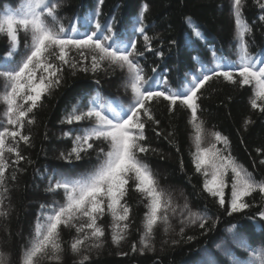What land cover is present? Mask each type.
Instances as JSON below:
<instances>
[{"label":"snow or ice","instance_id":"snow-or-ice-1","mask_svg":"<svg viewBox=\"0 0 264 264\" xmlns=\"http://www.w3.org/2000/svg\"><path fill=\"white\" fill-rule=\"evenodd\" d=\"M99 4L102 5L103 0H99ZM243 6V0H231L236 59L217 56L214 49L211 50V65L193 57L199 67L191 74L190 80L187 79L189 74L185 73V82L176 88L170 87L167 79H161L164 74L156 67L152 69V76L145 75L140 64L144 53L137 51L136 39L128 34H117L111 22L102 24L98 19L101 14L99 6L94 12L76 17L67 27L58 15L59 5L54 0H20L15 8L5 6L0 9V36H6L8 48L7 54L0 57V104L4 106L0 118V217H7L11 208L10 203L8 209L4 208L10 191L6 154H14L13 165L25 159L19 142L29 144L30 137L22 134L21 129L25 122H35L30 114L40 106L43 96L51 95L53 89L61 86L66 67L73 74L76 70L97 73L105 65L113 71L118 68L123 73L125 91L131 93L126 104L118 97L106 99L97 92L87 102L81 98L72 105L66 116L67 123L86 122L87 126L80 129L81 134L74 137L71 150L67 154L61 153L60 158L72 163L73 159L81 161L93 152L95 158H90L91 167L79 174L53 172L49 176L45 192L53 196L62 192V197L40 205L27 242L21 246L19 264H41L44 259L61 261L64 252L62 226L75 230L76 235L69 245L73 255L79 256L90 241L89 250L102 247L105 228L98 221L106 214L111 217L112 243L118 245L126 239L132 225V208L126 197L133 185L145 208L139 251H154L151 245L154 229L163 225L165 234L174 231L172 218H178L181 225L176 233L180 239L190 227L210 230L207 206L193 210L186 198L183 205L174 203L171 193L160 187L151 168L140 158L141 153L150 150L143 143L146 124L156 126L160 123L153 114L152 103L161 98L168 102L169 113H173L177 106L190 112L189 124L194 132L192 142L195 148L190 154L195 171L203 176V191L215 199L220 208L231 216L252 206L245 202V198L253 193L259 192L264 198V179L257 181L239 164L228 150V138L218 131L206 132L204 121L197 115L201 90L209 81L220 78L241 87L251 85V108L264 113V49L256 55L249 51L245 37L251 34V27L243 16ZM260 7L264 12V5ZM147 11L148 5H142L131 33L143 36L146 51H155L159 56L162 53L151 47L152 38L146 34L144 19ZM94 16L97 17L95 21ZM259 19L264 21V15ZM185 22L196 38L203 39L191 17H186ZM77 56L79 59L75 58ZM249 123L250 120L245 121L246 125ZM156 134L159 136L160 132ZM170 135L174 136V133ZM209 136L211 142H207ZM218 144L224 147H217ZM260 163L264 164V160ZM11 179H16L15 171ZM229 179L230 198L225 195ZM257 215L264 220V206ZM215 223L212 221L213 227ZM238 227L230 225L226 232L235 236ZM178 242L176 239L171 241L173 245ZM238 246L244 249V253L241 257L229 253L230 264H264V245L252 246L247 239L241 238ZM136 250L134 244L133 251ZM9 256L0 251V264H10ZM88 260L89 257L83 255L74 264H85Z\"/></svg>","mask_w":264,"mask_h":264},{"label":"trees","instance_id":"trees-1","mask_svg":"<svg viewBox=\"0 0 264 264\" xmlns=\"http://www.w3.org/2000/svg\"><path fill=\"white\" fill-rule=\"evenodd\" d=\"M54 2L59 5L58 15L65 27L74 22L76 17L94 12L99 6L101 14L98 19L102 24L111 22L117 34H128L136 39L137 51L144 53L140 64L145 75L152 76V69L156 67L158 72L164 74L161 79H167L169 86L173 88L185 82V73L189 74L187 79L190 80L191 74L199 67L193 57H199L211 65V50L214 49L217 56L236 59L231 0H103L102 5L99 0ZM19 3L20 0H0V9L5 6L15 8ZM144 4L148 5L144 19L146 34L152 38L151 47L162 53L159 56L155 51H146L143 36L131 33L135 18ZM243 5V16L251 27V34L246 35L245 39L249 44V51L256 55L264 49V21L259 19L264 15L260 7L264 5V0H243ZM186 17H191L198 26L203 39L194 36L185 22ZM95 19L97 17L94 16L93 20ZM20 36L22 51L23 32ZM6 44V36H0V57L8 52ZM75 58L79 59L78 56ZM165 69L168 71L165 72ZM201 91L200 111L197 115L204 121L206 132L218 131L226 136L231 156L251 172L257 181L264 179V164L260 163L264 160V113L251 108L249 100L252 86L241 87L220 78L209 81ZM97 92L106 99L118 97L125 104L131 96L130 91L126 92L123 87V73L118 68L113 71L105 65L97 73L76 70L73 74L66 67L61 86L53 89L51 95L43 96L40 106L30 114V118L34 116L35 122H25L21 129L22 134L30 137L29 144L19 142L21 155L25 159L13 165L14 154H6L9 162L6 177L10 191L4 208L8 209L9 203L11 208L7 217H0V251L10 254V264H19L21 246L27 242L40 205L62 197V192L58 196L45 192L49 176L53 172L76 175L91 167L89 159L94 160V152L81 161L73 159L72 163L60 157L61 153L67 154L71 150L74 137L81 134V128L87 126L86 122L67 123L66 116L72 105L81 98L87 102ZM3 109L4 106L0 104V118ZM152 109L160 123L156 126L146 124L143 143L150 150L141 153L140 158L151 168L160 187L171 193L174 203L183 205L186 198L193 210L207 206L210 230L190 227L185 230L184 238L180 239L176 233L181 225L178 218H172L174 231L165 234L163 225L157 226L151 238L154 251H139L145 208L133 185L126 197L132 208V225L125 240L118 245L112 243L111 217L106 214L98 221L105 228L102 247L89 250L92 243L90 241L77 256L69 248L76 235L75 230L62 226L64 252L61 261L44 259L41 264H74L83 255L89 257L85 264H230L229 253L238 257L244 253V249L238 246L241 238L247 239L252 246L264 245V220L257 215L264 206L262 195L256 192L246 197L245 202L252 206L240 213L228 215L215 199L203 191V176L195 171L190 154L195 151L192 142L194 132L189 124L190 112L177 106L173 113H169L168 102L162 98L159 102L152 103ZM246 120L251 123L246 125ZM156 132H160V135ZM64 133L69 135L65 136ZM172 133L174 136L170 135ZM211 141L209 136L207 142ZM217 147L224 146L218 144ZM14 171L16 179L12 180ZM225 195L230 198V179ZM212 221L216 222L214 227ZM233 224L239 225L235 236L226 232ZM188 236L193 239L188 240ZM173 239L179 242L173 245ZM134 244L136 251H133ZM217 245L221 247L218 248Z\"/></svg>","mask_w":264,"mask_h":264}]
</instances>
